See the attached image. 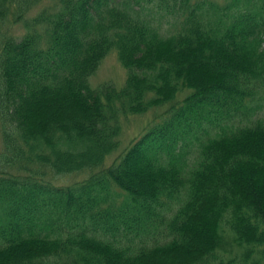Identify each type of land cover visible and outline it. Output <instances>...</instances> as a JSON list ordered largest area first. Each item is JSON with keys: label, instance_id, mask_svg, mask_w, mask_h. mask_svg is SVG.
Here are the masks:
<instances>
[{"label": "trees", "instance_id": "obj_1", "mask_svg": "<svg viewBox=\"0 0 264 264\" xmlns=\"http://www.w3.org/2000/svg\"><path fill=\"white\" fill-rule=\"evenodd\" d=\"M40 1L0 0V264H264V0Z\"/></svg>", "mask_w": 264, "mask_h": 264}, {"label": "rangeland", "instance_id": "obj_2", "mask_svg": "<svg viewBox=\"0 0 264 264\" xmlns=\"http://www.w3.org/2000/svg\"><path fill=\"white\" fill-rule=\"evenodd\" d=\"M58 0H41L36 4L29 12L24 15V18H30L38 14L42 9L46 8L52 10V7ZM152 14L155 16V23L159 25L162 31H169L171 29L170 23L172 17L170 14L164 13L163 11L152 8ZM20 23L7 24L9 31L16 35H22L25 30ZM126 77V69L119 62L116 52L110 51L101 61L96 72L91 76L90 81L92 85L99 84L104 81H112L116 85H122ZM186 93V92H184ZM161 108H152L145 113L127 115L122 118V132H121V147L125 146L130 139L139 136L147 126H150L151 122L154 121V115L160 112ZM120 147V148H121ZM112 157V156H111ZM111 157H107L105 162H109ZM46 176L48 178L50 171L47 170ZM85 176L82 172H73L69 174H63L59 176L60 184H69L75 180H80Z\"/></svg>", "mask_w": 264, "mask_h": 264}]
</instances>
